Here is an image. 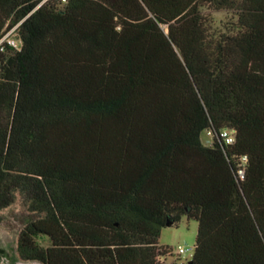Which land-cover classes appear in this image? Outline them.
Returning <instances> with one entry per match:
<instances>
[{
	"label": "trees",
	"instance_id": "16d2710c",
	"mask_svg": "<svg viewBox=\"0 0 264 264\" xmlns=\"http://www.w3.org/2000/svg\"><path fill=\"white\" fill-rule=\"evenodd\" d=\"M12 27L0 211L30 214L20 260L163 264L184 216L191 264H264V0H0Z\"/></svg>",
	"mask_w": 264,
	"mask_h": 264
},
{
	"label": "rangeland",
	"instance_id": "374dc122",
	"mask_svg": "<svg viewBox=\"0 0 264 264\" xmlns=\"http://www.w3.org/2000/svg\"><path fill=\"white\" fill-rule=\"evenodd\" d=\"M213 18V25L219 27L231 17L227 10L209 11ZM19 44V41L16 40ZM201 140L208 144L210 135L206 131L201 133ZM29 212L19 198L9 206L0 211V264H40L34 261H22L17 257L15 246L19 229L29 219ZM197 222L194 219L181 217L180 221L172 226H165L161 229L159 244L168 247L170 251L160 257L163 264H187L190 255H177L178 245L192 247L195 243ZM47 244V241H41Z\"/></svg>",
	"mask_w": 264,
	"mask_h": 264
},
{
	"label": "built area",
	"instance_id": "2783aa9c",
	"mask_svg": "<svg viewBox=\"0 0 264 264\" xmlns=\"http://www.w3.org/2000/svg\"><path fill=\"white\" fill-rule=\"evenodd\" d=\"M15 27H12L10 29H8L3 35L2 37L0 38V43L3 42V41H6L8 42L9 44L13 45V46H18V44L16 43V38L14 37V34H13V30H14ZM207 134L210 135V131H207ZM221 135L224 137L225 139V142L227 143H231L233 142L234 140V130H231V129H227V128H224L221 132ZM240 161H241V164L238 168V175L240 178H243L244 177V170H245V162H246V156L243 155L240 157ZM193 253V246L192 247H183L181 245H178L177 249H176V254L177 255H186V254H189L190 256L192 255Z\"/></svg>",
	"mask_w": 264,
	"mask_h": 264
},
{
	"label": "water",
	"instance_id": "95a60500",
	"mask_svg": "<svg viewBox=\"0 0 264 264\" xmlns=\"http://www.w3.org/2000/svg\"><path fill=\"white\" fill-rule=\"evenodd\" d=\"M191 262H192V261H191V259H190V260H188L187 264H191Z\"/></svg>",
	"mask_w": 264,
	"mask_h": 264
}]
</instances>
